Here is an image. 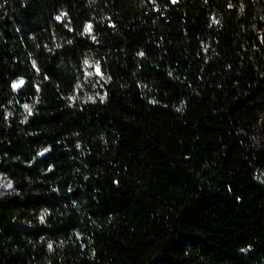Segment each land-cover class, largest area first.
<instances>
[{
  "label": "trees",
  "instance_id": "obj_1",
  "mask_svg": "<svg viewBox=\"0 0 264 264\" xmlns=\"http://www.w3.org/2000/svg\"><path fill=\"white\" fill-rule=\"evenodd\" d=\"M0 264H264V0H0Z\"/></svg>",
  "mask_w": 264,
  "mask_h": 264
},
{
  "label": "snow or ice",
  "instance_id": "obj_2",
  "mask_svg": "<svg viewBox=\"0 0 264 264\" xmlns=\"http://www.w3.org/2000/svg\"><path fill=\"white\" fill-rule=\"evenodd\" d=\"M58 19H59V18H58ZM90 30H91V25H89V26L86 28V31H90ZM22 83H23V81H20L18 84L13 85V87H14V88H15V87H19V85L22 84ZM25 107L27 108V105H26ZM8 187H11V185L9 184ZM41 219H43V217H42Z\"/></svg>",
  "mask_w": 264,
  "mask_h": 264
}]
</instances>
